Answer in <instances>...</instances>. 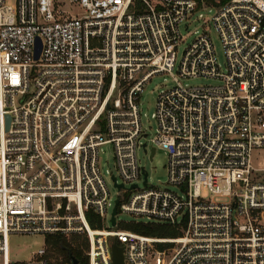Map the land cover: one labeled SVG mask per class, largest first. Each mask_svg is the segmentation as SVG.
Here are the masks:
<instances>
[{"label":"built area","instance_id":"2783aa9c","mask_svg":"<svg viewBox=\"0 0 264 264\" xmlns=\"http://www.w3.org/2000/svg\"><path fill=\"white\" fill-rule=\"evenodd\" d=\"M208 6L217 10L211 22L226 73L207 32L196 31L177 61L181 29ZM164 74L175 85L159 93L157 134L147 139L140 99ZM196 78L218 84L181 82ZM105 148L115 172L101 167ZM140 149L151 160L165 151L176 192L150 185ZM257 150L264 151V0H0V264H18L12 235L85 239L88 264H113L114 242L125 264H264ZM119 213L179 235L121 229ZM69 253L61 250L57 262L42 247L24 264H73Z\"/></svg>","mask_w":264,"mask_h":264},{"label":"rangeland","instance_id":"374dc122","mask_svg":"<svg viewBox=\"0 0 264 264\" xmlns=\"http://www.w3.org/2000/svg\"><path fill=\"white\" fill-rule=\"evenodd\" d=\"M205 2V1H204ZM206 3V2H205ZM220 3V0H216L215 4ZM211 5L210 3H206ZM213 5V4H212ZM63 8L69 9L65 4L62 5ZM70 11L73 14L79 12V8H72ZM216 7L208 6L202 10L196 12L189 21V30L182 28V42L178 45L177 48V61L183 57L185 50L194 42L197 37L196 31L200 33L207 32L211 37L213 42L215 53L220 65V69L223 73L227 71V60L224 53L223 45L221 39L211 22L212 18L216 14ZM203 14L204 18L200 19L199 15ZM176 73V71H175ZM183 85L193 86V87H204V86H213L218 83L214 80L207 78H196V79H187L181 80ZM173 77L164 74L155 76L146 86L144 94L140 99V108L142 115V125L143 129L149 137L147 139H152L157 134L158 125L153 118V114L156 112L157 99L159 93L162 90L170 89L174 86ZM145 141V140H144ZM138 157L141 162V165L146 169L149 174V183L155 187L167 188L171 191H177L175 187H171L167 184L168 182V156L163 150H158L154 160L150 159V156L147 155L143 149L138 151ZM252 164L256 171L264 170V151L257 150L253 153ZM101 167L103 170L109 169L112 172H115V164L113 159V151L111 148H105L104 153L101 155ZM143 187V183H141ZM112 193L116 196V190L113 188V185L110 186ZM214 201L222 202L218 197H213ZM113 208L110 210L112 212ZM118 220L120 222V228L136 232L135 223H148L144 217H135L133 215L119 213ZM111 224H107V227H110ZM138 233V232H136ZM153 237H174L179 232L174 228L168 225L162 224V227L157 228ZM57 237H43V236H24V235H12L10 237V251L11 256L14 258L15 262L18 264H24L31 261L32 254L38 249L45 247L48 248L52 257L59 262L61 258V250L55 246V240ZM68 244H73L80 250L82 256L88 251V243L85 239L71 236L65 240ZM82 264H88L87 258L82 260Z\"/></svg>","mask_w":264,"mask_h":264},{"label":"trees","instance_id":"16d2710c","mask_svg":"<svg viewBox=\"0 0 264 264\" xmlns=\"http://www.w3.org/2000/svg\"><path fill=\"white\" fill-rule=\"evenodd\" d=\"M199 3H201L202 1H205L206 3H210V4H215L216 0H196ZM230 0H220V3L217 4V6L220 5H224L227 2H229ZM92 223V227L93 228H100L102 227L101 225H96L93 222ZM135 228H136V232H138V234H142V235H146V236H154L153 233H155L157 228L162 227V225H156V224H144V223H135ZM179 234H176L174 237H163V238H175L177 237ZM66 239L61 238V237H57V239L55 240V246L57 248H59L60 250L63 249H67L72 251V253L82 262V260H84L82 258V254L80 252V250H78V248H76V246H74L73 244H68L66 241Z\"/></svg>","mask_w":264,"mask_h":264},{"label":"water","instance_id":"95a60500","mask_svg":"<svg viewBox=\"0 0 264 264\" xmlns=\"http://www.w3.org/2000/svg\"><path fill=\"white\" fill-rule=\"evenodd\" d=\"M41 51H42V41L40 39H37L36 48H35V60L36 61L40 59ZM8 125H9V118H8ZM145 177L147 178V174H145ZM116 213H117V210L115 209L113 212V219H112L113 225H115ZM112 256H113V264H125L123 248L119 247L116 244V242H114L112 245ZM69 258L71 259L73 264H78V260L72 255V253H69Z\"/></svg>","mask_w":264,"mask_h":264}]
</instances>
